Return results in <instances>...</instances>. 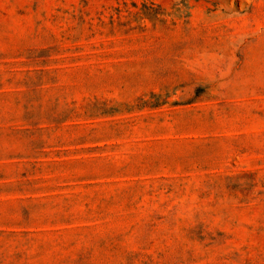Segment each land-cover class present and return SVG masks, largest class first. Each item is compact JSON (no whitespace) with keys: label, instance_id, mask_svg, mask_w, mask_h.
<instances>
[{"label":"rangeland","instance_id":"rangeland-1","mask_svg":"<svg viewBox=\"0 0 264 264\" xmlns=\"http://www.w3.org/2000/svg\"><path fill=\"white\" fill-rule=\"evenodd\" d=\"M0 264H264V0H0Z\"/></svg>","mask_w":264,"mask_h":264}]
</instances>
